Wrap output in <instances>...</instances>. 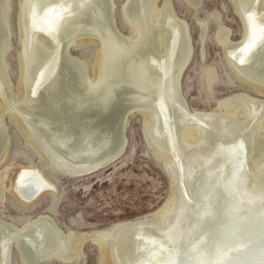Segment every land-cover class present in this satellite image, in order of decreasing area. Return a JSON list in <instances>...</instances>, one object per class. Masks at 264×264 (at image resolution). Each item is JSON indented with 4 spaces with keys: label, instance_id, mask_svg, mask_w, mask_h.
Listing matches in <instances>:
<instances>
[{
    "label": "bare ground",
    "instance_id": "6f19581e",
    "mask_svg": "<svg viewBox=\"0 0 264 264\" xmlns=\"http://www.w3.org/2000/svg\"><path fill=\"white\" fill-rule=\"evenodd\" d=\"M159 1L124 0L121 11L128 28L127 34H124L118 29L115 22L113 0H36L33 7L36 20L32 18V1L20 0L19 33L22 48L19 58L22 62V70L17 87L13 90L6 75L7 64L4 61V55L11 49V27L7 13L12 9L8 7V1L0 0V85L3 88L8 87L10 92L6 94L0 87V164L10 153L11 137L5 122V117L9 116L10 121L18 127L32 148L41 156L43 167L53 165L51 157L43 153L45 149L34 137L32 131L34 126L29 125L27 114L22 111L25 106L21 108V111L15 112L11 109V104H14V101L22 104L36 102L35 98L40 94L41 101L46 98L44 102L47 103L50 100L54 105L63 100L69 102L70 98L81 102V104L85 102V98L92 102L105 99L102 101L105 104L111 97L110 95L106 98L109 91L112 93L115 89H120L122 84L128 82H130L129 85L122 90H126L138 99L144 98L151 102L155 100V106L161 116L160 121L164 130L167 129L166 135L171 147L176 148L177 140L171 129L172 120L169 116V105L171 102L176 103L181 98L180 79L191 59V35L187 23L175 15L171 1L163 0L162 5ZM230 1L241 18L243 36L238 41L233 40L232 30L220 23V29L215 33V40L223 49L226 62L236 76L235 80L238 79L246 85L249 84L251 86L249 88H253L255 94L246 91L234 92L217 100V108L213 112L198 113L195 111L196 113L188 114V119L199 126L201 131L205 127L212 126L216 120L220 122L247 118L253 107L264 111V75H262L264 74V20H261V15H264V13L262 14L264 0ZM187 2L195 10H198L202 4V0H187ZM257 14L260 15V18L257 17ZM44 24H47L48 28H43ZM199 24V40L204 45L207 37V24L206 22ZM49 29L57 30L53 37ZM259 37L261 47L253 56L251 55L250 65L245 68L240 67L238 62L247 58L251 49L255 44H258ZM77 40L98 43L97 61L91 76L82 68L83 64L79 60L74 58L69 60L64 57L61 51L62 45H71ZM35 61L41 64L49 63V66L55 65L56 80L39 87L31 77ZM57 65L61 66L57 68ZM60 67L65 70V78L71 88L65 80L62 81ZM3 69H5V75L4 72L2 73ZM138 74L139 77H136ZM217 76L215 69H209L208 83L213 84ZM58 85L64 89L60 96ZM51 88L57 91L53 97H50L52 92H48ZM74 88L89 93L84 96L82 93L76 92ZM249 88L248 90H250ZM46 103L42 105L47 106L48 110L53 109L52 105ZM145 116L147 117V115ZM117 117L123 123L122 119L126 115L123 112L121 116ZM182 119L184 120V118ZM230 126L232 127L229 128ZM233 126L237 127L229 124L220 127L219 130L213 127L212 133L217 135L222 132L223 134L232 129L229 134L234 138L240 133V129ZM125 128L126 120L119 130V135L115 138L112 150L103 160L98 159L96 162L88 164L89 160L85 159L80 164L71 167L63 164L53 166L62 176L70 177L90 175L99 169L102 170V167L115 161L124 153ZM193 128L196 127H187L182 138L188 145L190 142H195L200 149L199 153L191 156L190 164L200 160L203 155L202 151L209 154L208 151L212 149L211 145L194 140L196 131ZM145 133L152 146H156L152 142L147 128H145ZM254 133L261 134V142L264 143V115L258 120ZM216 139L214 138V141ZM246 157L248 158L247 141L241 139L240 135L234 140H225L223 150L217 152L213 158H219L222 162L216 163L217 165L212 167L211 171L209 170L206 176L211 179V184L206 187L208 189L198 193L197 198H192L189 192H185L182 185L181 169L166 168L165 166L164 171L170 178L171 184L168 200L158 209L142 217L120 221L102 230L80 233L70 230L65 232L54 219L44 215L24 221L20 220L19 225L0 218V264H12L14 246L18 253V264L52 262L83 264V261L81 262L82 249L87 242L98 248L99 264H148L151 254L158 255L154 264H171L174 254H180L187 243L196 238L195 235H201L199 232L204 231L213 236L210 229L220 220L225 223V213L227 209L232 210L233 205L231 199H226L223 194L226 189L230 188L234 193L237 200L234 206L237 207L239 213L248 210L241 202L249 199H253L256 204L251 208L252 212L258 214L261 209L264 210V185L257 183L248 187L243 182ZM7 176L8 170L0 173V202L4 201ZM186 176L187 172L184 171L183 178ZM206 180L208 181V179ZM10 191L12 197L24 206L35 203L43 193L57 196V188L35 165L21 169L16 180L11 183ZM209 191L213 194H208ZM187 196L192 200L196 199V201H190ZM194 207L197 210H193ZM180 236L182 239L176 242ZM124 247L129 254L125 262H122L120 253L122 254L123 250L120 248ZM158 252L160 254H156Z\"/></svg>",
    "mask_w": 264,
    "mask_h": 264
},
{
    "label": "rangeland",
    "instance_id": "374dc122",
    "mask_svg": "<svg viewBox=\"0 0 264 264\" xmlns=\"http://www.w3.org/2000/svg\"><path fill=\"white\" fill-rule=\"evenodd\" d=\"M6 1H8V7L12 9L11 12L7 13L10 18L11 49L4 55V61L7 64L6 75L13 90H15L22 70V62L19 58V52L22 48L19 33L20 0ZM31 1L32 18L36 20L37 17L33 8L36 0ZM113 1L117 27L121 32L127 34V24L121 11L124 0ZM162 1H159L161 5ZM170 1L175 15L187 23L192 44L191 59L180 79L181 98L176 103L171 102L169 105V116L172 120L171 129L177 140L176 148L171 147L166 135L167 129L164 130L160 121L161 116L155 106V100L152 103L144 98L138 99L126 90H122L130 82L122 84L120 89H115L112 93L109 91L106 98L110 95L111 97L105 104L102 102L105 99L92 102L87 101V98L84 97L85 102L83 104L70 98L69 102L63 100L54 105L50 100H48L50 103L44 102L46 98L42 100V103L40 94L35 98L36 102L32 103L22 104L12 100L14 104H11V109L15 112L21 111V108L25 106L22 111L27 114L29 125L34 126L31 125L34 137L45 149L43 153L51 157L53 165L63 164L71 167L80 164L85 159L89 160L88 164H92L98 159L103 160L112 150L115 138L119 135V130L125 120L126 146L124 153L111 162V165L102 167V170L99 169L95 173L79 177L62 176L53 165L43 167L41 156L32 148L18 127L10 121L9 116H6L5 122L11 137V147L8 157L0 164V173L8 170L5 197L4 201L0 202L1 219L19 225L20 220L24 221L44 215L54 219L63 231L70 230L75 233L102 230L120 221L134 220L158 209L168 200L171 184L170 178L164 171L165 166L166 168L181 169L182 185L186 190L185 192H189L192 198H197L200 192L208 189L206 187L211 184V179L206 176L209 170L211 171L212 167L222 162L219 158L213 159L215 154L223 150L225 140H234L238 135L247 141L248 147V158L246 157L245 168L243 169L245 170L244 180L246 181L243 180V182L248 187L257 183L264 185V167L262 168L264 166V143L261 142L262 135L254 133L258 120L264 115L263 110L253 107L249 113L250 117L220 122L216 120L212 126L205 127L206 129L204 128L205 130L202 131L199 126L188 119L190 113L215 111L217 100L234 92L246 91L255 94V90L249 88L251 87L249 84L246 85L238 79L235 80L236 76L226 62L224 51L215 40V33L220 29L221 23L224 27L232 30L233 40L238 41L243 36L240 16L230 0H202L198 10H195L187 0ZM258 10L257 12H260ZM257 17L260 18V15L257 14ZM261 20H264V15H261ZM201 22L207 24V37L204 45L199 40V23ZM62 23L66 25L64 22ZM42 27L48 28V25L44 24ZM66 28H68L67 25ZM49 31L53 37L57 30L49 29ZM98 48V43L93 41L80 42L77 40L71 45H62L61 51L67 59L79 60L83 64L82 68L91 76L94 73ZM59 66L61 65H57V68ZM54 67L55 65L49 66V63L43 62L41 64L35 61L31 73L33 81L42 87L56 80ZM211 68L216 70L218 76L216 81L210 85L207 81V74ZM3 72L5 75V69L2 70ZM60 72L62 81H66V73L63 67H60ZM136 77H139V74ZM67 85L69 86L68 83ZM0 87L6 94L10 93L8 87L3 88L1 85ZM58 88L60 96L64 89L60 85ZM74 89L84 96L89 93L81 92L77 88ZM48 92H52L50 97L57 94L53 88L49 89ZM44 103L52 105L53 109L48 110L47 106H43ZM123 112L126 117L122 119V123L117 116H121ZM154 114L156 115L154 116ZM226 124L237 126L233 127L240 129V133L234 138L229 134L232 129L227 133L225 132L226 134L221 132L215 135L212 133L213 127L219 130ZM190 126L196 127L193 128L196 131L194 140L205 142L206 145L212 147L208 151L209 154L202 151L203 155L200 160L195 163L192 162V164L189 163L191 156L199 153L200 149L195 142H190L188 145L182 139L186 128ZM145 128L149 130L152 142L156 146H152L148 141ZM214 138L217 139L214 141ZM232 159L235 161L234 158ZM232 163L234 164V162ZM31 165L39 167L47 179L54 184L57 188V196L51 193H43L35 203L24 206L12 197L10 187L21 169ZM184 171L187 172L188 177L183 178ZM197 185L198 187H196ZM242 193L244 194L243 191ZM187 198L190 201H196V199L192 200L188 196ZM82 250L81 262L83 261V264H99V251L95 245L87 242ZM120 250H123V253H120V260L125 262L129 253L125 251L126 247L120 248ZM18 263V253L16 246H14L12 264Z\"/></svg>",
    "mask_w": 264,
    "mask_h": 264
},
{
    "label": "water",
    "instance_id": "95a60500",
    "mask_svg": "<svg viewBox=\"0 0 264 264\" xmlns=\"http://www.w3.org/2000/svg\"><path fill=\"white\" fill-rule=\"evenodd\" d=\"M257 43L243 63L238 62L240 67L250 65L251 55L261 47L260 37ZM207 193L213 194L210 191ZM223 194L233 203L232 210L227 209L225 213V223L220 220L210 229L213 236L204 231L199 232L201 235H195L196 238L190 240L180 254H174L171 264H264V210L261 209L258 214L252 212L251 208L256 204L249 199L241 202L248 210L239 213L234 206L237 200L232 190L226 189ZM193 210L197 209L194 207ZM181 239L180 236L176 242ZM157 256L151 254L148 264H154Z\"/></svg>",
    "mask_w": 264,
    "mask_h": 264
},
{
    "label": "snow or ice",
    "instance_id": "6c2138e0",
    "mask_svg": "<svg viewBox=\"0 0 264 264\" xmlns=\"http://www.w3.org/2000/svg\"><path fill=\"white\" fill-rule=\"evenodd\" d=\"M241 63H243V61H241Z\"/></svg>",
    "mask_w": 264,
    "mask_h": 264
}]
</instances>
